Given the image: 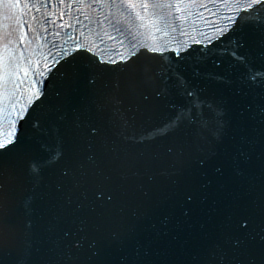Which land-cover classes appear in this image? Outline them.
Listing matches in <instances>:
<instances>
[{"label": "water", "instance_id": "water-1", "mask_svg": "<svg viewBox=\"0 0 264 264\" xmlns=\"http://www.w3.org/2000/svg\"><path fill=\"white\" fill-rule=\"evenodd\" d=\"M244 52L253 71H264V47L255 37ZM216 60L220 67L206 60L200 71H232L233 87H244L246 93L236 98L234 111L250 105L257 117L246 128L233 130L237 141L242 136L249 140L244 148L251 163L240 165L242 175L234 173L229 158L218 160L222 176L199 168L202 146L193 129L180 128L143 143L125 138L117 111L150 127L159 123L170 103L178 102L174 95H156L164 87L161 80L104 78L92 89L83 80L55 78L32 117L40 127L33 129L30 122L25 133L35 145L47 139L53 125L59 127L65 156L46 172L30 217L20 208L30 193L26 154L9 162L6 191L15 215L8 231L0 232V264H12L28 220L35 239L31 264H221V257L222 264H248L250 257L264 264L259 237L245 239L241 249L230 243L249 230L253 236L264 235V76L244 86L240 76L245 69L241 65L232 70L237 61L229 52ZM222 91L228 94L213 85L206 96L211 100ZM77 122L101 127L102 137L88 141ZM186 195L193 200L185 203ZM185 207L192 209L190 217L183 216ZM165 218L168 223H163ZM241 219L248 220L247 229L239 227ZM115 234L119 240L113 239ZM214 245L220 249L211 255Z\"/></svg>", "mask_w": 264, "mask_h": 264}, {"label": "snow or ice", "instance_id": "snow-or-ice-1", "mask_svg": "<svg viewBox=\"0 0 264 264\" xmlns=\"http://www.w3.org/2000/svg\"><path fill=\"white\" fill-rule=\"evenodd\" d=\"M17 7L20 11L14 12ZM3 8L5 20L11 23L0 30V104H3L0 111L7 113L5 119L8 121V129L0 140V232L8 231L15 215L6 191L9 162L26 154L30 193L21 201L20 208L30 217L46 172L65 156L64 138L59 127L53 125L47 132V139L35 145L26 139L25 133V126L30 122L33 129L40 127L32 117L37 105L45 100L48 87L46 84L37 87V78L45 77L47 73V79L51 81L53 65L57 66L55 75L59 80L69 83L83 80L92 89L111 73L159 79L164 87L156 95L165 98L174 95L178 102L170 103L159 123L150 127L137 125L135 116L117 111L115 115L120 119L126 139L143 143L188 128L195 131L197 144L202 146L197 160L199 168L222 176L223 165L218 160L229 158L234 173L242 175L240 165L251 163L250 154L244 148L249 143L247 136L237 141L233 132L236 127L246 128L257 118L250 105L234 111L236 98L246 95L244 87H233L232 71L202 73L199 59L192 66L196 70L190 73L187 58L195 59L194 53H199L211 59L214 67L221 66L222 62L212 59L214 54L204 44L207 41L215 46L213 36L205 31V28H211L217 41L223 39L230 45V54L237 61L232 70L241 65L244 67L241 85L246 86V81L253 82L264 76V71L251 69L244 52L252 37L264 47V0H223L222 3L218 0H180L179 3L152 4H137L135 0H29L22 5L5 3ZM221 8L229 9L232 14L222 15ZM164 37L171 39L159 46L147 42L150 39L163 40ZM184 37L202 48L190 49ZM173 42L178 47L169 49L168 43ZM180 47L184 48L183 54ZM166 51L173 54L175 63H166L158 69L141 61L146 53L155 54L163 61ZM33 56L36 57L35 63ZM213 85L222 86L228 94L222 91L209 100L206 93ZM119 86L117 82L115 87ZM260 86L264 87V80ZM33 88L35 91L27 99V105L31 107L29 111L21 101L25 91ZM143 99L147 101L149 96L144 95ZM98 110L104 109L98 105ZM76 127L88 141L102 137L103 130L99 126L77 122ZM184 200L185 203L191 202L193 196L186 195ZM182 214L190 217L192 209L185 207ZM168 222L167 218L163 221ZM32 227L31 220H28L24 240L15 249L12 264H31L35 246ZM239 227L247 229L248 220L241 219ZM257 237L264 241V235L257 233L253 236L249 230L244 233V238L231 239L230 243L233 249H241L245 239ZM113 239L119 240V234ZM75 246H80L78 241ZM213 247L211 255L220 249L219 245ZM248 264H256L255 258L250 257Z\"/></svg>", "mask_w": 264, "mask_h": 264}]
</instances>
